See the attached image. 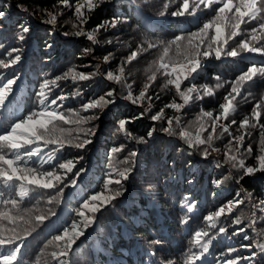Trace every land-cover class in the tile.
I'll return each instance as SVG.
<instances>
[{"label": "snow or ice", "instance_id": "6c2138e0", "mask_svg": "<svg viewBox=\"0 0 264 264\" xmlns=\"http://www.w3.org/2000/svg\"><path fill=\"white\" fill-rule=\"evenodd\" d=\"M107 2L109 0H58L56 10H42L46 16L42 22L56 26L58 18L70 10L72 16L68 23L73 31L64 35L84 36L91 44H99L101 30L115 29L119 24L127 23L126 17L114 16L92 30L86 29L91 14ZM172 3H176V10L171 11V16L191 18V22L197 25L196 30L167 41L145 36L115 71L104 74L105 78L123 85L126 92L123 98L143 108L140 117L152 113L155 101L160 100V94L154 95L150 89L158 78L162 79L161 89L173 91L174 95L170 102L149 116L153 122H166V126L160 127L161 132L183 141L189 149L199 150L204 159L213 153L220 154L222 150L216 142L227 139L223 160L217 161V167L228 165L237 172L242 171L243 176L264 172V93L256 99L252 91L258 80H264V60L259 64L251 62L230 81L218 74L214 77V85L195 83L211 59L244 60L250 54L264 57V0H167L160 15H165ZM17 7L28 11L23 5ZM4 15L0 10V17ZM29 32L28 26L21 25L16 39L25 41ZM105 43L112 44L113 41ZM0 49L4 50L3 57H0V264H76L72 259L74 246L97 223V214L123 195L124 184L136 169L138 153L129 151L116 164H110L111 170L103 179L102 190L83 197L79 207L73 210L74 215L69 213L70 220L64 221V225L33 258H28L24 251L26 241L46 223H52L53 217L59 219L57 208L64 203L65 189L75 188L85 171L77 168L83 156L68 159L63 153L68 149L86 151L92 144V137L96 135L93 122L99 119L98 112L115 103V89L82 102L79 108L65 107V101L81 97L82 91L79 88L70 92L61 89L57 94L55 89L61 88V82L79 84L99 75V65L95 72L72 67L60 75L44 78L35 92L36 107L26 115L16 116L9 105L20 76L4 73L21 62L22 48H5L0 43ZM153 49L159 50L160 55L146 69V81L137 94L133 89L135 82L127 81L126 68ZM93 51L91 47L85 48L82 55H90ZM110 59L111 54L105 56L104 63H109ZM226 86L223 102L217 109L208 111L201 108L194 120L187 123L182 120V115L192 103L206 97L214 98L218 90ZM253 100L250 114L237 121L235 117L240 105ZM166 109H171L175 115L168 116ZM129 122L119 120L118 131L135 139L136 143H145L144 137H133L127 131ZM256 129L259 130L258 154L255 155V165H248L246 160L252 156L253 146L246 144V140L253 135L250 130ZM154 131L155 127L148 136L151 137ZM124 150V145L112 148L110 160ZM230 178L231 174L214 183L222 185ZM151 188L149 185L148 189ZM245 205H251L250 216L233 215ZM181 207L192 213L196 205L182 203ZM229 218L230 225L225 224ZM203 219L205 227L191 234L189 246L179 264H209L208 257L212 255L211 249L219 237L231 239L243 234L244 240H250L248 230L255 234L256 241L241 247L258 249V252L252 251L249 256H233L238 250L228 246L211 264H241V261L255 264L257 255L264 257V200H256L252 192H238ZM189 220L190 217L186 216L181 222L187 225ZM233 225L239 227L229 235V227ZM150 243L155 245L159 241ZM162 264H178V261L167 259Z\"/></svg>", "mask_w": 264, "mask_h": 264}, {"label": "trees", "instance_id": "16d2710c", "mask_svg": "<svg viewBox=\"0 0 264 264\" xmlns=\"http://www.w3.org/2000/svg\"><path fill=\"white\" fill-rule=\"evenodd\" d=\"M165 2L167 0H109L102 4L91 14L85 26L87 30L94 29L114 16L126 17L127 23L119 24L115 29L101 30L98 34L100 43L93 45L84 36L64 35L65 32L73 31L68 23L72 16L70 10H66L58 18L56 26L42 22L46 19L42 10H56L58 0H0V10L5 13L0 17V43L5 48H22L21 62L4 73L7 76L13 73L20 76L12 104L9 105L16 116L26 115L36 107L35 92L44 78L60 75L72 67H77L80 71L95 72L99 65V75L79 84L61 82V88L55 89L57 94L61 89L64 92L77 88L82 91L81 97L65 101V107L79 108L82 102L115 89V103L98 112L99 119L93 122L96 135L92 137V144L86 151L68 149L63 153L68 159L83 156L77 168L85 171L75 188L65 189L64 203L57 208L59 219L53 217L52 223H46L26 241L24 251L28 258H33L47 240L57 233V229L64 225V221L70 220L69 213L74 215L73 210L79 207L83 197L102 190L103 179L111 170L110 164H116L129 151L138 153L136 169L125 182L123 195L97 214V223L74 246L72 259L76 264H162L164 260L173 258L179 264L183 252L189 246L191 234L205 227L204 216L233 199L231 195L250 191L256 200H264V172L243 176L242 171L237 172L228 165L217 167V161L223 160L222 152L227 139L216 142V146L222 150L218 158L211 155L204 159L199 150L189 149L183 141L159 130L166 126V122H153L149 116L170 102L174 95L173 91L161 89L162 79L158 78L150 89L152 94H160V100L155 101L152 113L140 117L143 108L123 98L126 95L123 85L105 78L104 74L115 71L123 58L145 36L167 41L176 35L196 30L197 25L191 22V18L171 16V11L176 10V3L170 5L165 15H160ZM17 5H23L28 11H23ZM21 25L30 28L23 42L16 39ZM107 40H112L113 43H105ZM89 47L94 49L93 53L82 55L83 50ZM109 54V63H104V57ZM3 55L4 50L0 49V57ZM159 55V50H150L126 68L127 81L135 82V93L138 94L146 81V69ZM261 60L264 57L257 54H250L244 60L211 59L206 62L204 71L195 83L214 85V77L218 74L230 81L251 62L259 64ZM226 91L227 86L218 90L214 98L206 97L203 101H195L185 110L182 120L185 123L194 120L201 108L208 111L217 109L219 103L223 102ZM252 91L258 99L264 93V80H258ZM254 102L240 105L235 117L237 121L250 114ZM166 113L168 116L175 115L171 109H166ZM121 119L130 121L126 128L133 137H144L146 142L136 143L135 139L119 132L118 121ZM153 127L156 131L149 137L148 132ZM250 131L253 135L246 140V144H252L253 154L246 163L255 165L259 130ZM120 145H124L125 150L112 156L110 160L111 149ZM229 174L231 178L224 184L214 183ZM149 185L152 186L151 190L148 189ZM182 203H192L196 207L192 213H187L181 207ZM251 210V205L241 206L233 215L250 216ZM186 216L190 217L187 225L181 222ZM230 219L224 223L230 225ZM237 227L239 226H230L229 235ZM248 235L250 240H244L243 234L232 236L231 239L219 237L211 249L212 255L208 257L209 264L214 258H219L220 253L228 246L237 248L238 251L233 256H249L252 251L258 252V249L241 247L255 243V234L248 230ZM154 240L159 241V244L150 243ZM241 264L248 262L241 261ZM255 264H264V257L257 255Z\"/></svg>", "mask_w": 264, "mask_h": 264}, {"label": "rangeland", "instance_id": "374dc122", "mask_svg": "<svg viewBox=\"0 0 264 264\" xmlns=\"http://www.w3.org/2000/svg\"><path fill=\"white\" fill-rule=\"evenodd\" d=\"M212 155L218 158V155H219V154H217V153H213ZM231 196L234 198V197L236 196V194H235V195H231Z\"/></svg>", "mask_w": 264, "mask_h": 264}]
</instances>
